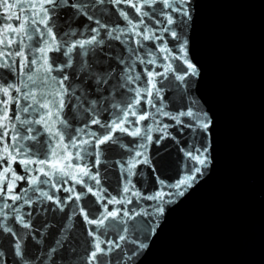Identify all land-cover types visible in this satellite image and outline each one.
<instances>
[{"label":"snow or ice","instance_id":"obj_1","mask_svg":"<svg viewBox=\"0 0 264 264\" xmlns=\"http://www.w3.org/2000/svg\"><path fill=\"white\" fill-rule=\"evenodd\" d=\"M187 3L188 0H44L39 5L38 19L29 18L23 22L31 27L32 33L39 39L36 47L27 46L34 53L31 58L19 49L14 54H8L19 57L23 64L18 60L8 61L7 58L5 62H0V113H8L12 110L11 105H18L24 112L36 111L37 108L33 105H38L39 110H43V115L34 123L44 125L48 134L56 140L49 148L53 157L62 156L69 148L81 149L85 144L90 145L92 151L89 153L84 148L66 157L71 162L70 166L81 169L76 178L63 168H53L50 174L44 167L50 163L47 159H18L20 151L14 144L19 134L11 135L7 126L0 124V147L4 149V155L0 156V169L4 172V180L0 181V264H73L74 254L85 245L87 256L84 264H112L109 254H115L118 249L122 254L121 245L129 242V233L142 232L146 225L140 222L128 224L122 218L128 217L129 212L123 208L111 210L109 205L133 203L126 196L139 197L145 201L160 200L161 204L164 203L158 195L133 191V179L139 175L141 167L152 163L147 156L150 144H158L164 138L175 139L169 131L173 126H179L181 132L187 129L184 156L185 169L189 175L178 184H165L160 179V186L174 188L177 190L175 194L184 195L179 190L191 187L196 178L206 170L209 161L204 154L206 137L203 134L209 129L211 120L207 112L195 108L191 102L185 103L184 87L189 84L188 77L198 74L197 69L186 58L188 42L184 38L183 28L184 18L189 16L184 7ZM10 4L11 7H17L11 0H0V10L9 8ZM109 5L119 17V23L105 20L104 16L110 12ZM65 10L71 12L62 18ZM12 18L9 15V19ZM81 18L87 23L80 25L78 21ZM38 24L43 25V29L35 27ZM81 28L90 35L78 38L83 36ZM128 33L139 35L143 41H159L162 47L158 50L167 53L165 58L176 64V69L171 64L165 69V74H171V90L175 93L173 103L178 105L175 111L162 110L159 106L164 100L161 96L162 87L157 86L158 81L151 80L157 73L151 70L144 73L148 78L145 83L150 84L151 90L147 87H129V84H135L142 78L136 71L137 63L154 64L155 61L145 60L139 54L143 51L144 55H151L142 46L139 50L123 47L126 41L121 40V35ZM27 38L32 40L33 36L29 34ZM106 38L120 45L121 51H116L111 43L106 45ZM169 38L172 41L171 47L168 44ZM51 53H58L59 56L54 57ZM133 55L135 60L132 59ZM33 70L42 73L39 77L42 84L57 86L49 94L51 99L45 96L41 102L30 90L25 91L28 84L21 82L18 77L23 74L28 82L35 85L37 80L34 75L29 74ZM5 72L11 76L10 81L5 78ZM126 93H135V96L128 97ZM22 100H31L32 104H21ZM149 107L155 108L157 114L172 123L161 122L156 127L141 124L152 115L147 111ZM78 113L86 114L87 119L83 121L82 127L73 129L69 119H78ZM104 113L109 114L108 120L101 119ZM14 118L19 119L18 116H6L9 122ZM48 119L62 126L64 131L60 128L53 130L47 123ZM89 125L98 126L105 131H88ZM69 132L84 133L90 139L77 141ZM118 133L131 137L132 144L123 142ZM151 133L162 135L153 137ZM5 137H8L7 142ZM23 138L37 140L35 134ZM113 152L121 153V158L111 160L110 154ZM9 161L22 165V172L17 173ZM76 161L84 163L76 164ZM32 164H39L41 168L30 169ZM113 165L119 173L118 187L121 194L117 196H109L108 189L103 187L107 170ZM30 170L34 173L31 180L26 174ZM37 172L39 175H35ZM88 181L92 183L89 184ZM11 182H15L19 192L10 187ZM20 182L28 186L23 187ZM43 185H50L54 191H45ZM77 185L81 189L79 192L76 190ZM61 192L67 195H58ZM88 194L94 199L84 203ZM155 207L156 212L152 214L158 215L165 211L160 204ZM49 212L64 215L55 222L41 219L40 226L37 227L36 218L46 217ZM137 215L151 214L144 210ZM77 217L83 222V239L74 232ZM116 220L121 221L119 226L113 223ZM147 228L150 232L151 226L147 225ZM112 229H116L114 239H101ZM29 240L35 245L31 257L28 254ZM49 240L51 243H47ZM131 242L135 244V241ZM136 246L140 249L146 247L143 243ZM61 253H66L68 258L65 260L61 257L57 260V255Z\"/></svg>","mask_w":264,"mask_h":264},{"label":"water","instance_id":"obj_2","mask_svg":"<svg viewBox=\"0 0 264 264\" xmlns=\"http://www.w3.org/2000/svg\"><path fill=\"white\" fill-rule=\"evenodd\" d=\"M142 2V0H141ZM17 7L0 10V62L23 60L14 54L19 49L25 52L29 58L34 53L27 46L36 47L38 37L32 33L31 27L24 25L29 18H37L40 11L39 5L44 0H11ZM110 12L104 16L109 23H119L111 5ZM123 7V5L121 6ZM189 13L184 18V38L187 40V59L197 69L198 74L189 76V84L184 87L185 103L191 102L192 106L207 112L211 124L203 134L206 137V149L204 154L208 158V165L202 175L198 176L191 187L181 188L184 195H177L176 189L161 187L159 180L165 184H178L189 173L185 169L184 149L187 137L179 130V126L169 129L175 139L164 138L158 144H150L147 156L152 161L151 165H145L139 169V175L133 179L135 189L147 195H158L164 200L145 201L139 197H125L133 200V203L123 205L111 204V210L123 208L129 212L123 221L128 224L140 222L146 225L142 232H130L129 242L122 244L123 253L119 249L115 254H109L112 264H264V0H188L184 5ZM131 12V10H129ZM71 10H65L62 18L69 15ZM9 15L13 18L9 19ZM78 23H87L81 18ZM35 27L43 29V25ZM14 29V31H10ZM26 32V34H24ZM86 38L90 34L81 28ZM31 34L32 40L27 36ZM121 40L126 41L123 47L136 48L141 46L151 53L139 54L145 60H154V64L137 63L136 71L141 74V80L129 87L144 88L149 90L150 84L144 73L148 70L158 75L151 78L152 82L158 81L157 86L162 87L161 96L164 100L160 103L162 110L175 111L177 104L173 103L175 93L171 90L173 84L171 74H165V69L171 64L176 69V64L165 57L167 53L160 52L162 47L159 41L150 42L141 40L139 35L132 33L121 35ZM21 41L23 45H21ZM139 41V43H135ZM111 43L116 51H121V46L115 41L106 38V45ZM169 47L172 41L169 38ZM51 47V44L49 45ZM58 57V53H51ZM60 59H63L60 57ZM135 60V56H132ZM180 63H183L181 61ZM186 68L187 65H184ZM37 83L33 85L21 74L18 79L28 84L25 91H31L38 101L53 92L57 86L54 84H42L39 77L42 73L33 70ZM180 74V73H177ZM7 80L11 76L4 73ZM15 95V93L13 94ZM128 97H134L135 93H126ZM7 99V97H4ZM21 104H32L31 100L20 101ZM8 113H0V124L6 125L11 135H18L14 147L20 151V158L31 160L47 159L49 165L44 167L49 170L63 168L76 178L81 169L75 168L66 160L72 152L88 149L90 145H82L81 149L69 148L62 156H55L49 152L52 144L56 143L42 124L34 123L43 115V110L24 112L18 105H11ZM148 113L152 115L147 121L140 122L149 127H156L163 123L171 124L167 118L156 113V109L149 107ZM6 116L19 117L9 122ZM78 119H69L72 128L83 126L87 115L78 113ZM136 120L137 117H130ZM47 119V118H46ZM101 119L108 120L109 114L104 113ZM29 121L32 123H24ZM47 123L55 130L64 128L48 119ZM15 129L16 131H12ZM31 129L32 131H29ZM88 131L102 133L105 130L95 125H89ZM37 136V140L24 139V136ZM77 141L88 140L84 133L69 132ZM121 136L123 142L132 144V138ZM153 137L161 133H151ZM8 137H5L7 142ZM134 146V145H133ZM60 148H57V152ZM83 154V153H82ZM4 155L3 147H0V156ZM121 158V153L110 154L111 160ZM90 160V156L88 157ZM76 164L84 163L76 161ZM17 173L23 170L22 165L13 164ZM171 165V166H169ZM41 165L32 164L30 169H39ZM103 171V169H102ZM29 180L34 177L33 171L26 173ZM39 175V173H35ZM119 173L115 165L107 170V178L103 180V187L108 189L109 196L121 194L118 187ZM48 179V177H42ZM59 179V177H56ZM4 180V172L0 169V181ZM23 187L27 184L20 182ZM71 183V182H70ZM91 184V181H88ZM68 186V185H65ZM10 187H16L15 182ZM45 191L52 192L50 185L42 186ZM77 192L80 186L77 185ZM86 191V189H85ZM29 195H32L29 192ZM39 195V193H36ZM64 196L67 193H58ZM94 199L91 194L84 198V203ZM11 202V201H8ZM165 211L156 212V205ZM27 210V209H25ZM147 210L151 215L138 216L137 213ZM62 213L49 212L46 217H37L36 226H40L41 219L55 222ZM107 223V222H106ZM119 226L121 221L113 222ZM147 225L151 226L148 231ZM55 232V230H53ZM74 232L83 239V222L76 218ZM124 235V233H120ZM116 229L110 230L106 237L101 239H114ZM131 241H135L133 244ZM47 243H51L49 240ZM143 243L145 248L140 249L136 245ZM7 247V245H5ZM29 257L33 255L35 245L28 241ZM87 245L78 248L73 264H84L87 256ZM67 259L66 253L58 254L56 259ZM44 257L42 256L41 259ZM131 258V259H129ZM11 259V258H10Z\"/></svg>","mask_w":264,"mask_h":264}]
</instances>
